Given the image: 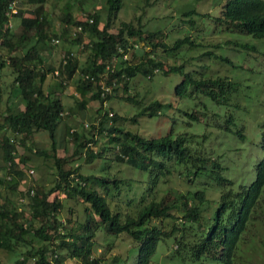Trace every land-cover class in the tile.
<instances>
[{
	"label": "trees",
	"instance_id": "1",
	"mask_svg": "<svg viewBox=\"0 0 264 264\" xmlns=\"http://www.w3.org/2000/svg\"><path fill=\"white\" fill-rule=\"evenodd\" d=\"M11 1L0 0V68L7 66L11 75L9 93L14 91L15 99H20L21 106L13 111V102L6 103L2 99L4 88L0 83V150L10 179L7 181V188H16L26 160V156L17 152L10 133L19 135V142L24 143L20 135L46 131L49 151H35L52 157L55 177L52 186L46 190L40 185L26 188L29 195L27 214L22 209L0 202V248L12 250L18 245L23 246L15 264H59L56 256L54 262L50 263L46 245L34 248L32 244L33 239L54 242L59 238L57 246L79 258L77 264H110L91 254L94 232L97 228H102L110 233L124 232L137 245L135 259L131 264H166L159 261L157 249L168 245L172 248L170 260L173 264H240L239 247L251 239L255 240V221L264 204V113L256 125V144L261 155L252 164L254 174L250 179L246 177L248 182H235L223 174L225 166L219 159L220 155H212L199 146L192 147L188 144L187 137H192V134L185 136L170 128L163 135L145 137L136 131L124 129L116 123L120 118L118 114L112 112L108 115V109H103V101L116 93L118 86L121 87L119 96L137 101L128 91L129 79L137 72L147 74L149 69L159 67L164 73L177 69V66L164 68L162 62L152 55V51L158 47L161 50H171L183 43L192 44L188 35L178 37L171 45L166 46L162 41L161 30H143L139 21H120L111 29V21L121 0H100L99 3L105 10L103 21L99 8L87 11L86 18L82 19L73 16L70 4L66 3L58 15V33L53 29L52 18L44 9L45 0H15L16 11L8 13ZM76 1L81 3L83 0ZM151 1L145 0V3ZM23 5H29L30 8H22ZM191 12L193 11H185L184 14ZM10 17H18L19 30L16 34L10 30ZM187 21L194 23L191 18ZM214 22L230 31L263 38L264 0H224ZM77 25H80V29L72 34L71 30ZM85 31L88 41L82 43ZM59 37L86 50L81 63H78L69 48H63L55 66L43 65L44 57L40 54L39 47L46 46L50 40ZM138 40L150 45V50L137 53L134 48ZM232 45L256 52L255 46L247 43L232 42ZM1 48L5 49L4 52ZM219 58L228 60L223 56ZM54 70L57 71L56 74ZM76 70L79 75L74 88L79 97L76 103L78 108L83 109L88 100L97 99L102 112L89 123V134L81 130L84 128L82 121L79 131L65 126L64 132L72 139L69 153L65 148L59 151L55 144V128L64 106L54 91L44 89L43 82L49 72L64 87ZM101 84L109 85L111 91L100 96ZM235 90L236 82L225 75L195 77L190 72L183 73L174 87V93L178 96L200 94L212 102L229 106L238 105L232 99ZM161 105L159 100H152L130 119L134 121L136 116L158 113ZM204 108L205 105L201 109L194 108L185 113L198 121L206 113ZM66 110L67 114H72L74 109L67 107ZM107 118L111 120L109 125L105 124ZM234 118L231 113L228 114L218 124V128L238 138L245 137V125H237ZM102 131L105 132L106 140L98 149L86 146L88 142L96 140V133ZM202 135L205 137L206 134ZM111 143L116 149L113 159L146 170L152 186L156 185L159 177L167 182L170 179L169 173L175 170V164H182V170L175 174L181 175L188 182H193L203 174L210 176L220 189L210 214H202L203 203L207 201L203 189L193 188L185 191L165 188L159 198L152 196L125 214L112 208L106 197L90 186V178L79 173L77 167L71 164L74 159L79 158L84 162L93 161L102 156L105 149L111 147ZM91 178L104 188L105 193H108L109 182L114 188L120 182L115 177L109 179L102 175H91ZM58 190H62L66 198L79 196L88 203L92 214L85 217L81 233L69 229L60 230L63 225L58 217L61 201L57 195L50 197V194ZM66 220L70 222L71 219L67 217ZM164 220H169L170 224L167 225ZM258 237L260 238L256 242L264 249V234ZM154 253L157 259L151 262L150 257ZM29 258H33V261L27 262Z\"/></svg>",
	"mask_w": 264,
	"mask_h": 264
},
{
	"label": "rangeland",
	"instance_id": "2",
	"mask_svg": "<svg viewBox=\"0 0 264 264\" xmlns=\"http://www.w3.org/2000/svg\"><path fill=\"white\" fill-rule=\"evenodd\" d=\"M100 0H45L44 9L52 18L53 29L59 33L58 15L63 6L69 3L73 16L86 18V12L99 8L102 13V21L105 19V10L100 5ZM224 0H121L115 16L111 21V29L120 21H139L143 30L159 29L162 31L164 45H171L178 38L188 35L192 44L183 43L180 47L171 50H161L158 47L152 51V55L162 62L163 67L177 66V69L164 73L162 68L149 69V73L137 72L130 77L128 91L133 94L136 102L119 96L121 87L118 86L116 93H112L105 99L103 109L111 110L120 116L116 121L124 129L136 131L145 137H156L165 134L170 128L173 132H181L187 137V142L192 147H201L212 155H220L219 159L225 166L223 174L235 182H248L254 174L252 164L260 157L261 150L257 148L256 125L264 113V37L256 38L247 33L230 31L214 22V17L219 14L220 6ZM30 8L23 5L22 8ZM192 10L190 14L185 11ZM28 14L27 11H24ZM193 20V24L187 21ZM10 30L13 34L18 32V17H10ZM50 40L45 46L39 47L40 54L44 57L43 65H56L59 61L63 48H69L76 57L78 63L85 58L86 50L68 40L57 38ZM88 41L87 32H83L82 43ZM229 41L230 43H226ZM138 40L134 50L137 53L149 51L151 46ZM235 43H247L255 46V51H247L242 47L232 45ZM4 52V48H1ZM209 51V53H206ZM259 53V54H257ZM219 56L227 57L222 60ZM0 83L4 88L2 99L6 103L13 102V111L21 106L20 99H15L13 90L9 93V82L11 75L7 66L0 68ZM190 72L193 76L225 75L236 82V90L232 99L238 103L237 106L217 104L208 100L204 95L185 94L178 96L174 93L175 84L182 78L183 73ZM79 72L76 70L72 77L66 81L64 87L58 84V78L47 73L43 82L45 90L54 91L59 97L64 109L61 118L55 128V144L59 151L65 148L71 152L72 139L64 132L65 126L79 131L81 121L93 122L99 115V101L88 100L83 109L78 108V94L74 88ZM118 94V95H117ZM8 95V96H7ZM152 100H159L162 105L158 113L151 115H139L135 120L130 117L137 113L143 105ZM205 105V115L200 120H194L185 112H191L194 108L201 109ZM67 107H71L72 114H67ZM232 114L237 125H245V137L238 138L228 132L220 131L218 124L225 116ZM111 122L107 118L105 124ZM89 128L81 130L89 134ZM88 131V132H87ZM96 133V132H95ZM11 134L15 142L17 152L26 156L23 162V174L18 178L16 188H7L8 177L6 167L1 158L0 150V202L8 206L13 205L28 213L29 195L27 187L42 186L45 190L52 186L55 174L53 172V159L50 156L39 154L36 149L49 151V138L46 131L39 130L30 135H20L24 143L19 142V135ZM202 134H206L203 137ZM96 140L86 144L98 149L106 140L105 132L96 133ZM116 151L115 146L105 149L103 155L94 158L91 162H84L82 158L74 159L71 164L77 167V171L90 178V186L106 197L109 205L122 212L129 213L152 196L159 198L165 188H176L180 191L187 189H203V195L207 201L203 203V215L210 214L212 207L216 204L220 189L216 187L214 179L205 174L198 176L193 182L186 181L181 175L175 174L182 170V164H175L167 182L159 177L155 186L150 183V175L144 169L136 168L122 161L113 159ZM31 168L33 171L29 172ZM91 175L107 176L109 179L115 177L120 180L118 187L114 188L109 182L108 193L104 188L93 182ZM5 178V179H3ZM87 185V183L85 184ZM57 195L61 201L58 217L63 223L60 230L69 229L77 233L82 232L81 224L87 215H91L87 202L79 196L64 197L62 190H58L50 197ZM260 216L255 221L254 229L257 232L255 240L242 243L239 247L238 262L240 264H264V249L259 245L257 238L264 234V204L260 208ZM258 211V209H257ZM71 220L68 222L66 218ZM167 225L169 220H164ZM57 238L54 242L38 241L33 239L34 248L46 245L48 247L47 257L50 263L54 257L59 264H77L79 258L71 256L68 250L58 247ZM22 245L8 250L0 248L1 264H15L19 257ZM137 245L132 243L128 234L124 232L110 233L102 228H97L92 237L91 254L102 258V261L110 264H131L135 259ZM158 259L166 264H173L170 260L172 248L170 245L159 248ZM127 255V257H126ZM116 259L114 260V258ZM156 254L150 257L155 261ZM33 261L29 258L27 262Z\"/></svg>",
	"mask_w": 264,
	"mask_h": 264
},
{
	"label": "built area",
	"instance_id": "3",
	"mask_svg": "<svg viewBox=\"0 0 264 264\" xmlns=\"http://www.w3.org/2000/svg\"><path fill=\"white\" fill-rule=\"evenodd\" d=\"M8 7H9V10H8V13H12V12H15L16 11V6H15V0H12L9 4H8ZM80 29V25H77L74 29L71 30V33L73 34L75 32V30H78ZM53 41H57V38H54ZM126 55L124 54L123 57H125ZM57 71L54 70V74H56ZM103 76V75H102ZM115 83H113L114 85ZM106 91H111L110 89V86L109 85H105V84H101L100 85V91H99V95L100 96H103L105 94ZM105 103V100L103 101V105ZM108 115H111L112 114V111L108 110L107 112ZM82 126L84 128H87L89 126V123L85 120L82 121ZM90 143V142H88ZM87 143V144H88ZM29 172H32L33 170L31 168L28 169ZM31 193V191H30Z\"/></svg>",
	"mask_w": 264,
	"mask_h": 264
}]
</instances>
